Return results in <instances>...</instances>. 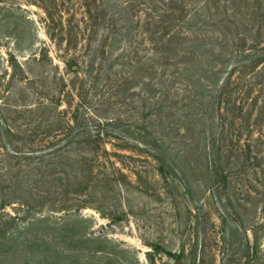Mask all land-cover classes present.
<instances>
[{
  "label": "rangeland",
  "instance_id": "1",
  "mask_svg": "<svg viewBox=\"0 0 264 264\" xmlns=\"http://www.w3.org/2000/svg\"><path fill=\"white\" fill-rule=\"evenodd\" d=\"M93 1L0 0V109L10 118L21 114L18 126L37 129L42 125L40 129L45 131L59 120L60 113H67L70 119L81 102L91 110L100 106L99 115L120 118L131 126L140 125L141 115L148 112L149 96L142 92L147 90L142 77L151 74L148 67L154 58H148L150 48L139 46L136 56L130 42L113 44L125 28L136 40L135 20L128 17L131 24L124 29L117 21L115 27H109V17L100 8L103 0L91 9ZM214 2L211 14L222 13L225 6L231 13L228 24L235 39L245 40L248 52L259 45L252 53L264 54V0ZM115 20L120 18L114 14ZM211 25L202 27L201 33L222 39V33ZM221 48L216 47L218 54ZM216 59L214 68L211 64L212 69L200 75L217 73V97L219 92L229 95L231 106L241 107L243 115L227 113L225 104L213 112L200 111L214 116L215 122L222 118L227 124L250 126V133L242 135L238 143L242 150L247 144L253 149L246 168L230 174L226 191L213 196L202 164L194 157L187 162L180 157L181 150L192 144L196 146L192 149L202 147L218 131L205 129L206 121L198 109L178 108L170 113L165 144L172 146V152L164 177L155 160L117 148L123 146L119 142L109 141L98 155L77 151L72 156L95 163H87L88 168L83 169L82 179L90 180V187L69 196L66 208L77 218L91 221L89 234L107 237L130 250L141 264H149L147 256L158 247L173 254L193 253L202 264H244L246 233L258 247L256 264H264V62L252 67L247 60L239 63L241 58L228 59L224 65ZM201 60L205 69L207 62ZM137 64L145 65V73L135 70ZM249 66L255 69L247 70ZM202 95L201 103L209 99L208 94ZM30 111L34 114L28 117ZM250 134L251 143L246 137ZM257 164L260 169L254 171ZM225 214L228 226L223 229L221 217ZM235 251L237 258L231 255ZM156 259L157 264H172L158 254Z\"/></svg>",
  "mask_w": 264,
  "mask_h": 264
},
{
  "label": "trees",
  "instance_id": "2",
  "mask_svg": "<svg viewBox=\"0 0 264 264\" xmlns=\"http://www.w3.org/2000/svg\"><path fill=\"white\" fill-rule=\"evenodd\" d=\"M214 1L103 0L100 8L109 17V27L120 23L124 29L131 24L128 17H133L136 24V40L125 28L124 35L113 44L130 42L135 45L136 56L140 53L139 46L147 45L150 48L148 58H154L148 67L151 74L142 77L147 89L142 92L148 94L150 105L148 112L137 122L140 125L131 126L120 118L101 116L98 114L100 106L91 110L88 104L81 102L70 119L67 113H60L59 120L42 131V125L37 129L18 126L21 114L10 118L0 109V264H141L130 250L119 247L107 237L89 234L91 221L77 218L66 208L69 196L80 195L85 187L86 190L90 187L91 181L82 179L83 169L95 163L78 156L73 160L72 156L77 151L98 155L109 141L119 142L123 146L118 144L117 148L155 160L164 177L167 158L172 152V146L165 144L170 135L165 126H169L171 112L190 108V111L198 109L203 115L202 108L213 112L225 104L227 113L243 115L241 107L231 106L229 95L219 92L217 97V73L206 77L200 73L212 69L211 64L214 68L216 58H220V65L228 59L241 58L239 63L247 60L253 67L263 64L264 54L252 53L259 45L248 52L247 42L235 39L228 24L231 13L226 6L221 9L222 13L211 14ZM97 3L98 0H94L89 8L96 7ZM114 14L119 21H112ZM138 14L146 19L139 20ZM209 25L222 33V39L213 33L209 36L201 33V28ZM220 45L219 55L216 47ZM261 50L264 52V48ZM201 59L207 62L205 69ZM250 66L247 70L255 69ZM144 68L145 65L137 64L135 70L143 74ZM202 93L209 96L203 103ZM27 114L30 117L34 112ZM204 119L206 130L218 131L212 133L202 147L192 149L196 147L192 144L181 150L180 157L183 162L194 157L202 164L201 170L206 174L214 196L228 189L230 174L246 168L253 149L247 144L242 150L238 143L242 135L250 133V126L227 124L222 118L215 122V117L209 114ZM246 137L251 143V134ZM262 156L257 155L254 160L258 162ZM257 169H260L258 164L253 166L254 171ZM8 209L12 213H8ZM226 214L221 217L223 229L228 226ZM242 245L244 264H256L259 260L256 258L260 257L255 253L258 247L251 244L247 233ZM154 252L147 256L149 264H157V254L172 264H191V261L202 264L193 258V253L173 254L163 252L159 247ZM231 255L238 257L236 251Z\"/></svg>",
  "mask_w": 264,
  "mask_h": 264
}]
</instances>
